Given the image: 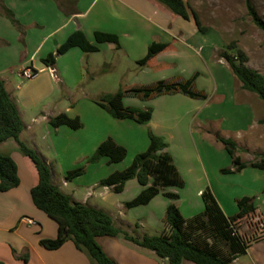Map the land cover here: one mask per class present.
I'll return each mask as SVG.
<instances>
[{"label": "crops", "instance_id": "1", "mask_svg": "<svg viewBox=\"0 0 264 264\" xmlns=\"http://www.w3.org/2000/svg\"><path fill=\"white\" fill-rule=\"evenodd\" d=\"M157 4L160 3L155 0H0V5L10 10L17 22V24L12 23L0 11V80L4 82L22 120L23 128L19 138L45 159L51 168L52 183L63 193L74 201L104 210L110 214L114 222H118L119 227L138 237L147 234L143 228L146 221L152 219L151 213L156 207L160 215L157 225L163 230L162 218L165 208L170 202H174V199L161 194L168 198L165 201L159 198L160 194H157L146 204L126 209L123 203L134 197L143 186L135 178L127 180L122 191L118 193L113 192L109 187L98 185L99 180L106 174L91 175L89 168L94 163V165L101 162L107 164V157L103 156L97 161L98 163L89 164L83 174L66 181L64 174L69 167L90 157L97 145L110 136L118 144L126 147V156L112 163L114 166L112 171L124 168L134 154L147 148L149 143L147 128H150L167 142L165 150L172 156L177 170L184 178L183 188L185 189L188 184L193 185L191 179L186 182L190 177L199 178L200 185L195 190L196 194L201 195V190L205 186L203 174L196 175L192 171L186 174L181 171L178 165V150L182 147L191 150V143L193 142L195 147L198 138L203 142L201 125L213 123L214 119H220L219 131L234 132L238 135L234 136L236 140L241 138L244 131L252 128L253 124H257L260 116L264 115V104L255 99L251 92L242 89L240 82L236 81L232 73L228 74L229 66L224 67L225 72L221 69L224 72L223 78L218 85L215 83L211 88V92L216 96L215 101L225 107L214 115L211 113L203 115V107H211L203 104L207 98L204 100L191 98L179 92L162 94L147 100L137 99L136 104L134 101L136 99L132 100L131 96L124 97V105L152 108L151 118L146 124L130 118L112 117L93 101V98L106 92L100 86L92 84L96 71L102 73L98 70L99 66L103 64L108 66L106 60H101L99 56L103 51L108 50L116 56L124 54L130 62H136L145 55L149 43L155 40L170 44L169 48L153 57L156 63L173 61L179 67L178 58H175L177 54L182 53L183 56L190 53V49H194L200 55L205 46L208 48L206 56L211 57L212 42L204 43L202 32L192 25L185 28H171L172 14ZM77 29L83 32L88 43L95 45L97 50L84 52L79 46L73 45L58 54L52 65H46L42 59L54 52ZM95 31L115 34L119 47L116 48L113 42L97 41L94 37ZM174 41L177 42L172 44ZM189 41L195 42V45L192 46ZM180 43L183 44L182 48ZM170 49L174 50L167 51ZM25 66L37 70V75L31 79H21L18 72ZM194 71H199L194 80L195 87L205 91L203 86H199L201 71L197 65L180 68V72L178 68L175 73L188 78ZM145 72L149 73L148 68L140 67L137 71L138 77ZM210 97L209 95V99ZM158 100L168 104L162 117L167 125L165 129L154 119L157 110L155 104ZM170 103H176L178 106H171ZM212 106L217 107L216 104ZM196 110L202 112L201 123L196 125L199 128L192 133V117ZM61 112L70 117L78 116L82 126L78 129H71L66 125L53 127L49 123V118ZM194 135L196 138L192 139ZM263 138L260 132L255 135L258 141ZM174 145L175 154L170 150ZM0 152L10 154L16 163L19 177L17 186L0 192V261L3 264H94L85 251L78 250L69 240L57 249H46L39 244L40 239L56 237L57 224L37 209L31 201L30 188L37 180L34 164L16 149L13 140L1 142ZM247 169L243 168L238 173L246 174L250 179L249 184L256 183L258 189L262 188L264 169L251 168L250 171L245 172ZM186 171L189 172V169ZM228 188L229 186L220 188L214 185L211 190L218 199V193L226 195L230 192ZM247 189V195L258 190L250 189L248 186ZM166 190L171 189L166 188ZM126 191L130 195L129 198L114 197L115 194L120 195ZM178 195L176 201L181 199L179 192ZM258 201L264 202V199L257 196L256 210L260 208ZM113 207L117 211L109 210ZM177 207L184 218H189L201 211L203 204L199 208L196 205V210L187 214L183 213L181 207L178 205ZM137 208H148L149 211L138 214ZM222 210L227 216L234 213L233 210L225 211L223 206ZM129 213L135 216L134 225L125 219ZM23 217L32 218L35 224H26L22 220ZM136 229L142 231L136 232ZM99 237H96L97 242L117 264H160L155 259L153 251L150 253V250L132 246L126 240L120 239L122 238L120 236L109 237L110 239H106L104 244L99 242ZM262 256L264 259V253ZM238 259L239 256L230 264H238ZM158 260L167 261L166 258H158ZM183 264L193 263L183 260Z\"/></svg>", "mask_w": 264, "mask_h": 264}, {"label": "trees", "instance_id": "2", "mask_svg": "<svg viewBox=\"0 0 264 264\" xmlns=\"http://www.w3.org/2000/svg\"><path fill=\"white\" fill-rule=\"evenodd\" d=\"M171 12L172 16L189 20L188 6L184 0H155ZM0 11L4 13L12 23L17 24L13 14L3 5ZM248 12L254 24L264 32V21L257 15L253 7L248 4ZM195 26L200 32L206 29L200 24L196 13L192 12ZM97 41L113 42L119 47L115 34L95 31ZM77 45L84 52L96 51L97 47L88 43L80 29L68 36L66 41L59 45L54 52L49 53L42 61L46 65H52L58 54L63 53L69 47ZM170 44L160 41L149 43L146 53L136 63L143 67L152 65L153 68L168 66L167 63H156L153 57L159 52L169 48ZM218 56L226 61L232 74L240 82V87L254 93L264 102V75L256 69L248 66V56L240 48H236L234 42L222 49ZM163 65V66H162ZM107 64L101 66L100 72L108 71ZM198 71H194L189 78L179 76L175 80L160 81L148 87H125L115 92H105L93 98V101L102 107L108 114L115 118H130L139 123H148L152 115V108H139L124 105L123 97L134 96L142 99H151L162 94L182 93L196 99H206L207 93L197 89L194 80ZM264 122V118L259 119ZM53 127L66 125L71 129H78L82 122L78 116L70 117L61 112L49 118ZM23 124L15 103L10 98L4 82L0 80V143L13 140L16 149L28 157L37 173L36 183L30 188V198L34 206L44 212L57 224V234L53 239H40L39 244L46 249H57L64 242L71 241L78 250L87 253L94 264H117L103 250L96 237L121 236L126 241L142 248L151 250L158 258H166L168 264H183V260L195 264H230L232 260L246 251L251 237L241 233L235 224L239 219L256 210L254 196H242L236 198L237 212L233 215H225L216 201L214 195L207 190L201 193L203 209L189 218H184L179 208L174 203H169L162 218L163 230L160 234L134 236L117 226L110 214L102 209L95 208L85 203L74 201L69 195L63 193L51 181V168L45 159L31 146L20 138ZM148 146L145 150L136 153L128 166L121 170H113L107 176L100 179L98 185L109 187L113 192H121L125 182L135 178L143 188L131 199L125 201L126 209L146 204L157 194H162L170 199H178L175 192L167 191L168 185L182 187L184 180L177 170L172 156L165 150L167 142L147 128ZM215 140L220 142L231 158V167L221 168L222 173L239 172L245 167L264 169V152L258 153L250 161H242L236 154V142L229 137L215 134ZM107 157V163L118 162L126 156V148L107 136L102 140L87 162H96L101 157ZM84 164L69 169L64 174L66 181L83 174ZM19 184L17 166L9 153L0 152V192L7 191ZM264 194V186L262 188ZM199 232L207 233L210 243H199L196 235ZM0 264L3 262L0 261Z\"/></svg>", "mask_w": 264, "mask_h": 264}, {"label": "rangeland", "instance_id": "3", "mask_svg": "<svg viewBox=\"0 0 264 264\" xmlns=\"http://www.w3.org/2000/svg\"><path fill=\"white\" fill-rule=\"evenodd\" d=\"M184 1L188 6L190 18L189 20H184L180 17L172 16L171 24H170L171 28L174 27L175 29L180 27L185 28L191 25L195 26L194 20L192 18V12L196 13V15L200 20V24L202 25V27L206 29L204 32H202L204 43L212 42L211 57H209L208 55L206 56L208 50L206 46L204 47L200 55L194 49H190L189 50L190 53L188 54H184L182 56V53H179L176 55L175 58H178L179 67H177V65L174 64L173 61H171L173 64L170 61L169 62L165 61L164 63H167L168 66L154 69L153 68L154 63L152 62V65L150 64L149 66L147 65L145 66L148 68L149 73L145 72L144 74H140L138 77L137 71L141 66H139L136 62L133 61L130 62L124 54H121L122 57L116 56V55H112L107 50V51H103L99 56L100 58H102L101 60H106V62L108 63L107 68L110 69H108L109 71H106L105 73H98V71H96L92 84L100 86L106 92H111V93L117 91L119 88H125V87H133V86L148 87L157 84L162 80L171 81V80H175L179 76L183 77L182 75L175 73L178 68L180 72V68H186L191 65H197L199 70L201 71V73L199 74L200 76L199 86H203L205 88L206 93H209V95L211 96L209 99V95H208L207 100H204L206 102H203V104L211 105V107L202 106L204 109L203 115L205 116V114H209V113H211V115H214L218 110H223L225 108L219 104L220 102L217 103L215 101L216 96H214V94L211 92V88L213 85H215V83L218 85V83L221 81V79L224 76L223 74L225 72L224 67H227L228 65L225 60H223L218 56V53L222 49H225L229 43L234 42L236 48L242 49L248 56V61H247L248 66H250L253 69H256L257 71H259L264 75V32L254 24L248 12V4H250L257 13V15L264 21V0H184ZM157 5H159L160 8L168 10V8H166L162 4H157ZM176 42L177 41H174L172 42V44H175ZM189 42L190 44H192V46L195 45V42L193 41H189ZM180 46L182 48L183 44L180 43ZM173 50L174 49H170L167 51H173ZM157 63H161V62H157ZM100 69H101V65L99 66L98 70ZM221 69H223L224 72H222ZM231 73H232L231 70H229L228 74L231 75ZM236 81L238 80L236 79ZM236 83L238 84V82ZM251 95L255 99H258V101L264 104V102L260 100L254 93L251 92ZM133 99H136L134 100L135 104L138 102L137 99L147 100L132 96V100ZM213 104H216L217 107L212 106ZM155 105L157 110L154 119L160 124L162 128L165 129L167 125L165 124L166 122L162 120V117L164 115L163 111L167 110L168 104L165 103L163 100H158ZM170 105L178 106V104L176 103H170ZM200 113H202L201 110H196V112L193 114L192 133L197 131V128H199V126L197 127L196 125H199L201 123L200 118L202 115ZM262 118H264V115L260 116V119ZM201 127L203 129L202 135L204 141L201 142L199 141L198 138L195 141L196 144L195 147L193 142L191 143V150L190 148L188 149L185 147H182L181 149L178 150V155H177L178 165L181 171H184L186 174L190 173V171L194 172L196 175L203 174L205 186L201 190L202 192L205 191L207 193L208 190L212 193L211 187L214 185H218L220 188L229 186L230 192L228 194L226 195L219 193L217 194L219 200L216 198V194L213 193L212 194L214 195L221 209L223 206V208L227 212L233 210L234 213H232V215L237 212L236 198H240L246 195V196H254L255 199L257 198V196H261L262 199H264V194L262 193L263 187L258 189V185L256 183L249 184L250 179L246 174L240 175L238 172H233V173L220 172L221 168L231 167V158L227 154L226 150L223 148L222 144L215 140V134H219V133L232 138L238 144V145L236 144L238 147L236 154L239 156L240 160L250 161L254 159V156L256 154L264 152V138L261 139V141L255 139V135L258 134L259 132L261 135L264 136V122H259L258 120L257 124H253L252 128H249L246 131H244L242 133L241 138L236 140L234 136H238V135L237 134L235 135L234 132H227V131L223 132L218 130L221 127L219 118L214 119L213 123L208 122L207 125H203V126L201 125ZM194 138H196V135L192 137V139ZM174 148H176L175 145L172 146L170 150L174 152ZM192 155L194 157V160ZM86 160L87 158L84 159L83 161L78 162L73 167H69V169L75 168V166L79 164H84L86 170V167L92 163V162H87ZM94 164H91L89 168V174L91 175L94 173V174H103V175L106 174L107 176L110 172H112V169L114 167L112 163L105 164L104 162H101L96 165ZM245 168H248L245 172H248L251 169V167L249 166ZM121 169H123V167ZM187 169H189V172L186 171ZM190 179L194 183L192 186L188 184L185 189L183 188L184 186L182 187H178V186L175 187L173 185L166 186V188L172 190V191L170 190L171 192H175L177 194L179 192L181 199L178 201H176L177 199H174V202H170V203H174L176 206L178 205L179 207H181L183 213L185 214L189 212H194L196 210L195 209L196 205L199 208L200 205L203 204L201 195L196 194V190H195L197 189V186L200 185V179L196 177H190L189 179L186 180V182L188 183V180ZM225 183L227 184L225 185ZM247 186L250 189H255V190L258 189V190L256 192L249 193L247 195L248 192ZM114 197L116 199H123V198H129L130 195L126 191L120 195L115 194ZM159 198L162 200L164 199L165 201L168 200V198L161 196V194ZM259 201L258 204L260 208L258 210H255L253 214H249L245 217H242L235 224V227H237V229L241 233H244L246 236L251 237V239L249 240L250 242L249 247L246 249L245 252L239 255V259L237 261L238 264H257V263L264 264V259L262 256V253H264V202L259 203ZM109 210H111V212H113L112 210L117 211L115 207L111 209L109 208ZM147 210L148 208H137L136 211L138 212V214L139 213L142 214L144 211ZM151 215H153L152 219L146 221L143 230H145V232L150 235L159 234V232L162 230V227L157 225V222L160 218L159 217L160 215L157 211V207L153 209V213H151ZM140 217L143 219L142 216ZM125 219L127 222L131 223L132 225L136 223L135 216L132 213L127 214ZM114 223L118 226L117 221H115ZM124 228L126 227L124 226ZM140 231H142V229H136V232H140ZM208 238L209 237L207 236V233L204 234L203 232H199L198 235H196V240L199 243H203V242L210 243ZM106 239H110V238L108 236H100L98 238L101 244H104V241ZM120 239H124V238L122 237ZM128 244L134 246V244L130 242H128ZM150 253L153 252L150 250ZM154 257L160 264H168L167 261L161 262L158 260L157 256L154 255Z\"/></svg>", "mask_w": 264, "mask_h": 264}, {"label": "built area", "instance_id": "4", "mask_svg": "<svg viewBox=\"0 0 264 264\" xmlns=\"http://www.w3.org/2000/svg\"><path fill=\"white\" fill-rule=\"evenodd\" d=\"M21 79H31L34 78L37 75V70L33 69L30 66H25L18 72ZM22 220L28 224H35V221L32 218L29 217H23Z\"/></svg>", "mask_w": 264, "mask_h": 264}]
</instances>
